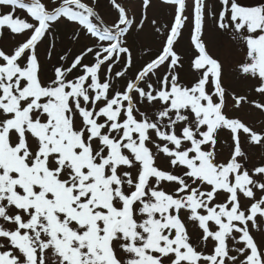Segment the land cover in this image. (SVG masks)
Instances as JSON below:
<instances>
[{
	"label": "snow or ice",
	"instance_id": "obj_1",
	"mask_svg": "<svg viewBox=\"0 0 264 264\" xmlns=\"http://www.w3.org/2000/svg\"><path fill=\"white\" fill-rule=\"evenodd\" d=\"M163 3L0 0V264H264V0Z\"/></svg>",
	"mask_w": 264,
	"mask_h": 264
},
{
	"label": "rangeland",
	"instance_id": "obj_2",
	"mask_svg": "<svg viewBox=\"0 0 264 264\" xmlns=\"http://www.w3.org/2000/svg\"><path fill=\"white\" fill-rule=\"evenodd\" d=\"M119 2L129 11L130 16H133L135 20H139L142 16V0H119ZM246 3H255L256 0H244ZM100 8L98 9L102 15H104L105 19L111 20L114 16V13L110 11L108 0H99ZM17 15L22 18L25 16L23 11L18 10ZM149 20L157 19L161 26L168 23L171 18V8L170 6L163 3V0H152V7L148 10ZM5 36L7 37V32H5ZM205 41L209 44L210 48L214 49L216 53H218L222 58H225L226 64L231 62V58L234 55L226 43L222 38L218 37L211 28V21H209L208 26L205 30L204 35ZM140 44L151 47L156 46V42L153 40L148 29L145 30V33H142L138 38ZM177 48L188 54L191 49L190 44V32L188 28H185L183 37L180 39ZM135 56L138 60H142L146 58V52L142 48H137L135 50ZM42 59H46V54L42 53ZM119 70V69H117ZM182 77L185 80L190 79L189 73L187 71V63L185 64V71L181 73ZM225 84L229 85L231 88L235 89L240 94H245L247 92V86L243 81L236 80L234 77H230L226 74L225 76ZM258 97H250V99ZM228 103L230 106H234V102L231 100V97L228 98ZM234 115L239 116L243 121L247 122L250 126H253L256 130H264V114L260 113L255 108L250 107L249 105H244V107L237 112L233 113ZM249 159L246 162L247 166L251 168L253 165H257L260 162L264 161V151L259 150L258 148H246ZM227 155V151L221 153L218 156V160L223 159V156ZM168 190V189H166ZM174 190V189H172ZM190 226V231H191ZM253 234L258 241V243L264 245V234L257 232L253 229ZM193 237L195 238L196 233L192 232ZM49 264H53L52 258L49 260Z\"/></svg>",
	"mask_w": 264,
	"mask_h": 264
}]
</instances>
